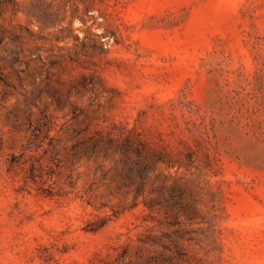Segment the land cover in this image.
I'll use <instances>...</instances> for the list:
<instances>
[{
    "label": "rangeland",
    "instance_id": "374dc122",
    "mask_svg": "<svg viewBox=\"0 0 264 264\" xmlns=\"http://www.w3.org/2000/svg\"><path fill=\"white\" fill-rule=\"evenodd\" d=\"M0 264H264V0H0Z\"/></svg>",
    "mask_w": 264,
    "mask_h": 264
}]
</instances>
